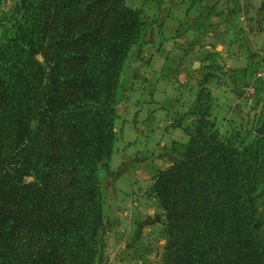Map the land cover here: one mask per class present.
Returning a JSON list of instances; mask_svg holds the SVG:
<instances>
[{
    "label": "trees",
    "instance_id": "1",
    "mask_svg": "<svg viewBox=\"0 0 264 264\" xmlns=\"http://www.w3.org/2000/svg\"><path fill=\"white\" fill-rule=\"evenodd\" d=\"M146 25L125 0H0V264H94L115 93ZM210 118L180 128L179 159L153 180L161 264H264L258 148L240 153Z\"/></svg>",
    "mask_w": 264,
    "mask_h": 264
},
{
    "label": "rangeland",
    "instance_id": "2",
    "mask_svg": "<svg viewBox=\"0 0 264 264\" xmlns=\"http://www.w3.org/2000/svg\"><path fill=\"white\" fill-rule=\"evenodd\" d=\"M19 1L4 0V7ZM242 1L125 0L147 25L115 93L116 141L99 168L103 247L94 264H161L166 220L150 189L156 175L179 159L182 130H193L206 108L222 141H231L240 153L257 146L264 181V0ZM260 24L255 88L235 103L238 79L224 72L227 63L214 46L240 45L247 40L242 32ZM259 205L264 211V198Z\"/></svg>",
    "mask_w": 264,
    "mask_h": 264
},
{
    "label": "crops",
    "instance_id": "3",
    "mask_svg": "<svg viewBox=\"0 0 264 264\" xmlns=\"http://www.w3.org/2000/svg\"><path fill=\"white\" fill-rule=\"evenodd\" d=\"M240 2H243V1L240 0ZM240 5H241V3H240ZM248 6L249 5H247V7ZM210 19H214V16L210 17ZM262 24H264V22ZM262 24L255 25L254 28L252 25V26H249L246 30H244L242 33H243V36L247 40L243 41L242 43L240 42L239 43L240 45H235V47H233V48H231L229 46L226 47L225 45H222V44H220V45L217 44L214 46V52H216L217 54H220V52H222L223 61L225 63H227V65L225 64L226 66H224V68H223L224 72H228L227 74H229L231 76L235 75L234 79H238V81L236 83L235 93H234L235 99H236L235 103H238L241 101L243 102L244 100H246V97H250V94L254 91L253 90V88H255L254 82L256 80V78H255V74H256L255 70L256 69H255L254 64L258 59V56L256 55L258 53H256L255 50L257 48L256 45H258L262 40V39H260L261 34L258 31L259 29H256V26H258L257 28H259ZM262 42H264V40ZM241 44L245 45V48L240 47ZM233 45L234 44H232L231 46H233ZM236 46H239V49L235 51V49L237 48ZM246 50H250L251 55L247 54ZM236 52H241V54L244 57H242L241 54L236 56ZM161 54H163V52H161ZM221 56L222 55H220V57ZM222 67H223V65H222ZM221 96L224 98L228 97L224 92L221 94ZM237 108L241 109L240 105L235 107V109H237ZM187 141H188L187 137L184 134H181L180 142L184 145L187 143Z\"/></svg>",
    "mask_w": 264,
    "mask_h": 264
},
{
    "label": "water",
    "instance_id": "4",
    "mask_svg": "<svg viewBox=\"0 0 264 264\" xmlns=\"http://www.w3.org/2000/svg\"><path fill=\"white\" fill-rule=\"evenodd\" d=\"M257 133H258V134H262V131H261V130H258Z\"/></svg>",
    "mask_w": 264,
    "mask_h": 264
}]
</instances>
